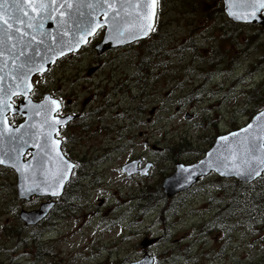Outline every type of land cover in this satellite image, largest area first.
I'll list each match as a JSON object with an SVG mask.
<instances>
[{
    "label": "rangeland",
    "instance_id": "rangeland-1",
    "mask_svg": "<svg viewBox=\"0 0 264 264\" xmlns=\"http://www.w3.org/2000/svg\"><path fill=\"white\" fill-rule=\"evenodd\" d=\"M156 25L102 55L97 34L34 78L33 98L62 97L79 116L58 136L77 167L53 237L14 217L44 200H19L14 172L0 167V264H119L144 253L155 264H264V174L245 184L211 173L172 198L161 190L177 162L199 161L264 107V31L231 23L221 0H162ZM134 159L148 164L145 176L122 172ZM50 246L41 263L28 255Z\"/></svg>",
    "mask_w": 264,
    "mask_h": 264
},
{
    "label": "water",
    "instance_id": "water-1",
    "mask_svg": "<svg viewBox=\"0 0 264 264\" xmlns=\"http://www.w3.org/2000/svg\"><path fill=\"white\" fill-rule=\"evenodd\" d=\"M222 1L231 21L260 24L264 28L261 16L264 7L260 4L252 0ZM3 7L8 23H0V159L4 161L0 165L15 171L19 199L57 197L62 194L74 167L63 156L60 142L54 138L68 119L53 117L51 110L42 113L46 98L42 102L28 99L32 77L44 72L60 57L78 51L100 27L105 31L95 47L98 53L145 39L153 27L156 5L150 0L146 4L140 0H45L43 4L21 0L19 7L10 2ZM17 16L19 20L15 19ZM8 24L12 25L11 30ZM15 97L22 98L16 106L11 103ZM8 114H17L24 121L13 127L8 123ZM33 116L38 119L32 120ZM29 149L31 157L23 160ZM135 165V162L127 164L123 170L130 175L136 172ZM211 170L244 182H251L262 174L264 110L245 127L217 137L198 163L177 165L175 173L164 180L163 192L172 196ZM53 205L54 202L42 203L37 210H22L19 217L26 226L36 225ZM152 242L143 240L140 246ZM152 263L151 256H144L130 264Z\"/></svg>",
    "mask_w": 264,
    "mask_h": 264
},
{
    "label": "flooded vegetation",
    "instance_id": "flooded-vegetation-1",
    "mask_svg": "<svg viewBox=\"0 0 264 264\" xmlns=\"http://www.w3.org/2000/svg\"><path fill=\"white\" fill-rule=\"evenodd\" d=\"M96 67L97 69H99V65H96L94 66ZM96 69V70H97ZM76 72V70H75ZM68 115L69 113L68 112H65V110L62 108V114L61 115ZM77 118H79V116L77 115ZM76 118V119H77ZM76 119L73 121L75 122ZM72 121L70 123L67 124V126H69L71 123H73ZM66 126V127H67ZM65 127V128H66ZM63 130V129H62ZM83 129H80V132L82 131ZM83 133V131L81 132ZM76 137V136H75ZM63 145V143H62ZM77 162V160H76ZM33 209V208H31ZM9 211L11 212H14L16 210V208L14 206H12V208L8 209ZM57 210H58V206L56 204V206L54 207V209L48 214V216L39 224H37L36 226H39V225H44L45 228L44 230L45 231H48L50 232V237H53V233H55L53 230L57 229L56 225L55 224H52V223H58V219L61 218L62 215H59V213H57ZM16 212V211H15ZM14 217L16 218V213L14 214ZM36 226H33V227H36ZM28 228H32V227H28ZM32 236L30 237V240L32 241ZM36 241V239H35ZM34 241V242H35ZM52 246L48 247V248H37V249H28V255L31 257V259L34 261H38V262H42V260L48 256V250H50ZM34 254V255H33Z\"/></svg>",
    "mask_w": 264,
    "mask_h": 264
},
{
    "label": "snow or ice",
    "instance_id": "snow-or-ice-1",
    "mask_svg": "<svg viewBox=\"0 0 264 264\" xmlns=\"http://www.w3.org/2000/svg\"><path fill=\"white\" fill-rule=\"evenodd\" d=\"M11 3L12 5L19 7V5L21 4V0H0V23H8V20L5 18L7 15V11L4 9V4L6 3ZM45 2V0H23V3H41L43 4ZM54 2V0H53ZM140 2L142 3H147L148 0H140ZM150 2L155 6L158 3V0H150ZM252 2L254 3H258L261 5V7H264V0H252ZM25 15H27V12H25ZM155 12H153V16L155 17ZM16 20H19V17H15ZM22 22V21H21ZM152 25H149V28H151ZM8 28L9 30H11L12 25L8 24ZM2 31V30H0ZM4 161L2 159H0V163H3Z\"/></svg>",
    "mask_w": 264,
    "mask_h": 264
},
{
    "label": "bare ground",
    "instance_id": "bare-ground-1",
    "mask_svg": "<svg viewBox=\"0 0 264 264\" xmlns=\"http://www.w3.org/2000/svg\"><path fill=\"white\" fill-rule=\"evenodd\" d=\"M166 238H164V240H165Z\"/></svg>",
    "mask_w": 264,
    "mask_h": 264
},
{
    "label": "trees",
    "instance_id": "trees-1",
    "mask_svg": "<svg viewBox=\"0 0 264 264\" xmlns=\"http://www.w3.org/2000/svg\"><path fill=\"white\" fill-rule=\"evenodd\" d=\"M264 195V194H263Z\"/></svg>",
    "mask_w": 264,
    "mask_h": 264
}]
</instances>
